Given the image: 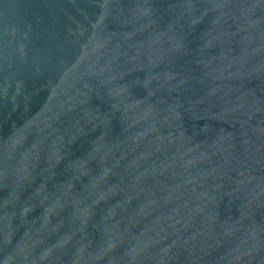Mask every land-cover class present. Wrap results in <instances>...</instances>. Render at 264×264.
Masks as SVG:
<instances>
[{"label": "water", "instance_id": "1", "mask_svg": "<svg viewBox=\"0 0 264 264\" xmlns=\"http://www.w3.org/2000/svg\"><path fill=\"white\" fill-rule=\"evenodd\" d=\"M0 264H264V0H0Z\"/></svg>", "mask_w": 264, "mask_h": 264}]
</instances>
